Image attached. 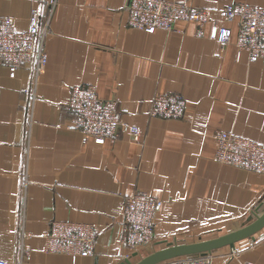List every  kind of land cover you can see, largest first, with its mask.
<instances>
[{
	"label": "crops",
	"instance_id": "0c3cea01",
	"mask_svg": "<svg viewBox=\"0 0 264 264\" xmlns=\"http://www.w3.org/2000/svg\"><path fill=\"white\" fill-rule=\"evenodd\" d=\"M173 1L210 10L202 36L187 21L169 32L132 28L126 0H58L37 81L31 65L11 76L0 64V259L136 262L150 246L130 251L122 233L125 200L137 191L164 203L151 244L159 247L236 230L264 203V174L215 162L213 138L224 130L264 145V62L238 53V21L219 12L233 3L264 8V0ZM33 7L45 12L41 0H0V15L23 31ZM215 24L233 31L224 49L210 38ZM82 84L117 102V141L84 143L72 126L65 103ZM173 92L186 98L184 116L152 117L151 99ZM130 127L138 128V141ZM53 220L91 224L94 254L46 253L43 235ZM209 256L212 264H264V228Z\"/></svg>",
	"mask_w": 264,
	"mask_h": 264
},
{
	"label": "built area",
	"instance_id": "2783aa9c",
	"mask_svg": "<svg viewBox=\"0 0 264 264\" xmlns=\"http://www.w3.org/2000/svg\"><path fill=\"white\" fill-rule=\"evenodd\" d=\"M45 6L42 14L37 7L31 9L26 30H16L13 19L0 15V64L9 68L11 76L23 65H31L33 78L43 73L47 65L45 39L50 32L51 19L58 0H41ZM125 10L130 27L155 33L158 30L173 31L178 21L193 22L197 35L204 34L210 19V10L173 0H126ZM227 20L238 21L235 46L239 54L246 52L250 62H264V8L246 3H233L220 9ZM233 31L228 26L213 25L210 38L221 49L231 44ZM187 102L182 93H158L151 99L152 117L179 119L185 114ZM72 115V126L80 131L84 143L102 144L119 139L121 113L115 100L101 98L92 85L74 86L65 103ZM133 140H139L137 127H130ZM216 142L214 160L264 174V145L238 136L230 131L213 133ZM162 200L144 191H137L125 200L122 243L130 251H138L153 243L155 219L162 209ZM46 253H60L73 259L94 254L96 232L91 224L76 221H51L44 233ZM0 264H9L0 259ZM162 264H212L209 254L185 256ZM239 264H251L241 262Z\"/></svg>",
	"mask_w": 264,
	"mask_h": 264
},
{
	"label": "water",
	"instance_id": "95a60500",
	"mask_svg": "<svg viewBox=\"0 0 264 264\" xmlns=\"http://www.w3.org/2000/svg\"><path fill=\"white\" fill-rule=\"evenodd\" d=\"M264 203L253 210L241 227L231 232L208 239H199L193 242H166L165 246L155 249L146 256L140 257L136 262L126 258L120 264H162L166 261L185 256H197L211 254L213 251L223 247L234 250L236 243L253 238L254 235L264 228ZM138 253H134L137 256Z\"/></svg>",
	"mask_w": 264,
	"mask_h": 264
},
{
	"label": "rangeland",
	"instance_id": "374dc122",
	"mask_svg": "<svg viewBox=\"0 0 264 264\" xmlns=\"http://www.w3.org/2000/svg\"><path fill=\"white\" fill-rule=\"evenodd\" d=\"M211 236L212 235H205L204 237L206 238V237H211ZM149 246L150 247L147 250L143 251V254L140 257L146 256L147 254H149L150 252L154 251L155 249H159L160 248L159 246H152V245H149ZM139 258H137V259L139 260Z\"/></svg>",
	"mask_w": 264,
	"mask_h": 264
}]
</instances>
